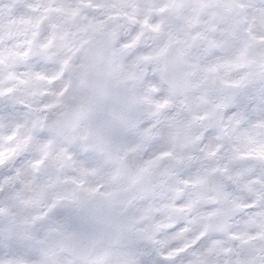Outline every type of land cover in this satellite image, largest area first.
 Listing matches in <instances>:
<instances>
[{
	"label": "clouds",
	"instance_id": "obj_1",
	"mask_svg": "<svg viewBox=\"0 0 264 264\" xmlns=\"http://www.w3.org/2000/svg\"><path fill=\"white\" fill-rule=\"evenodd\" d=\"M0 264H264V0H0Z\"/></svg>",
	"mask_w": 264,
	"mask_h": 264
}]
</instances>
